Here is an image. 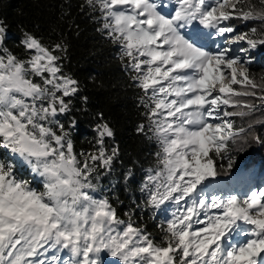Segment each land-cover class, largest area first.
Here are the masks:
<instances>
[{"label": "snow or ice", "instance_id": "6c2138e0", "mask_svg": "<svg viewBox=\"0 0 264 264\" xmlns=\"http://www.w3.org/2000/svg\"><path fill=\"white\" fill-rule=\"evenodd\" d=\"M85 8L138 90L137 132L155 141L154 164L135 208L121 214L115 185L100 184L119 156L105 144L114 132L102 114L93 150L74 148L80 84L63 69L67 46L25 32L18 57L0 22V264H264V187L240 193L217 182L238 141L264 145V73L250 70L251 50L264 45V0H84ZM122 179L130 191L132 169Z\"/></svg>", "mask_w": 264, "mask_h": 264}, {"label": "trees", "instance_id": "16d2710c", "mask_svg": "<svg viewBox=\"0 0 264 264\" xmlns=\"http://www.w3.org/2000/svg\"><path fill=\"white\" fill-rule=\"evenodd\" d=\"M82 4L84 0H0V22L6 28L5 47L18 57L24 56L20 42L25 32L39 38L46 46L61 41L67 46L63 69L80 84L79 95L74 99L70 113L76 121L72 133L74 148L77 153L93 150L97 139L94 128L100 122L98 114H102L103 120L114 132L105 144L109 151L117 147L119 156L113 164V171L101 176L100 184L102 187L115 185V195L124 201L122 205H117L123 214L129 208H135L134 199H140L138 188L146 169L154 164L157 146L148 135L137 132L138 125L144 122L142 109L137 106L139 93L131 86L118 46L96 31L99 24L94 17L98 14L88 8L82 11ZM237 28L248 30L244 24H237ZM257 50L250 70L258 79L264 73V45L258 46ZM81 97H87L86 104ZM257 117H260L259 113ZM60 119L67 124L64 117ZM236 124L246 127L239 119ZM256 131L264 136V125L257 126ZM230 155L234 157L232 168L228 175L217 178L222 185L232 190L238 186L243 193L246 186L242 181L251 180L264 172V145L256 144L251 138L247 143L238 141ZM218 163L227 165V160ZM20 169L22 175H30L23 166ZM128 169H132L133 179L131 190L125 191L122 177ZM249 188L257 187L251 184ZM113 203L116 201L113 200ZM143 216L148 230L157 234L155 224L158 220L150 219L147 212Z\"/></svg>", "mask_w": 264, "mask_h": 264}, {"label": "rangeland", "instance_id": "374dc122", "mask_svg": "<svg viewBox=\"0 0 264 264\" xmlns=\"http://www.w3.org/2000/svg\"><path fill=\"white\" fill-rule=\"evenodd\" d=\"M239 29V28H238ZM241 31V29H239ZM208 45L210 46V50L215 51L216 50V43L212 42V41H208L207 42ZM219 43H223L222 40L219 41ZM234 48H236L237 46H233ZM257 48L251 50V60L252 62L256 59L255 54L257 52ZM238 54V53H237ZM23 166V169H27V167L25 165H20ZM217 182L221 184L220 179L217 178ZM242 183L246 186L245 191H247L250 187L251 184H253V187H264V172H262L261 174L259 173L258 175H256L255 177H253L251 180H244V182L242 181ZM240 189L237 187L234 188V191H239ZM105 261L108 262V264H111L112 258L111 257H104Z\"/></svg>", "mask_w": 264, "mask_h": 264}]
</instances>
